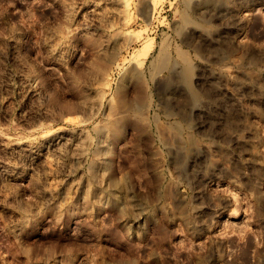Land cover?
<instances>
[{
  "label": "rangeland",
  "instance_id": "1",
  "mask_svg": "<svg viewBox=\"0 0 264 264\" xmlns=\"http://www.w3.org/2000/svg\"><path fill=\"white\" fill-rule=\"evenodd\" d=\"M0 264H264V0H0Z\"/></svg>",
  "mask_w": 264,
  "mask_h": 264
}]
</instances>
